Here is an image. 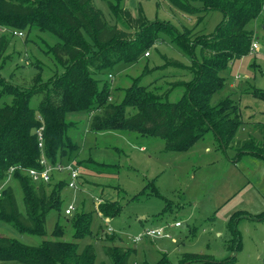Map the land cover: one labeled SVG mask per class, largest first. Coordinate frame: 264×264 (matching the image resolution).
Masks as SVG:
<instances>
[{
  "label": "trees",
  "instance_id": "trees-1",
  "mask_svg": "<svg viewBox=\"0 0 264 264\" xmlns=\"http://www.w3.org/2000/svg\"><path fill=\"white\" fill-rule=\"evenodd\" d=\"M105 1L112 19L124 28L108 23L92 0H0V66L10 47V38L18 39L26 30H36L57 38L54 45L47 44L46 53L62 69L46 82L45 88L17 93L11 103L0 106V185L8 179L11 168H40L41 150L36 130L41 126L43 155L50 164L71 163L74 169L87 171L91 159L73 163L77 145L67 135L71 126L66 123L67 115L73 113H87L91 131H121L157 137L164 140L167 151L188 150L211 132L221 149L230 147L237 155L251 154L264 159L262 146L257 152L248 150L254 145L250 136L237 139V131L243 124L238 104L230 95H223L226 89L224 73L229 72L236 60L249 54L255 34L245 27L259 19L264 11V0H169L183 13L220 12L223 18L211 35L201 32L186 35L185 31L177 34L168 25L165 28V23L148 22L140 11L134 17L111 0ZM263 26L260 24V28ZM159 31L168 32L171 41L182 51L191 53L188 56L192 61L190 79L175 83L183 88L181 96L174 102L163 99L148 91L149 86L141 85L138 78L129 87L117 89L123 90V96L120 102H112L108 84L112 76L110 68L118 63L134 64L145 57V53L148 58L147 50L155 44ZM196 47L200 60L194 57ZM104 76V80H100ZM38 77L39 74L35 75L32 82ZM249 93L264 101V91L253 87ZM213 97H218L214 103L211 102ZM31 98L37 99L35 107L30 106ZM115 168L98 165L97 171L115 176ZM10 178L19 183L25 212H19L11 187L5 186L0 195V222L19 234L44 237L46 217L51 210L60 211L59 194L67 184L63 181L52 185L34 182L19 170ZM96 210L104 219H112L121 213L122 205L104 199ZM240 218L264 220V214L252 217L237 213L233 216L229 223L232 236L229 248L233 254L240 249L236 231ZM90 222V212L82 211L72 218V241L61 240L63 232L58 223L53 231L56 239L43 240L35 246L0 236V264H95L92 245H85L81 250L79 246L80 240L92 235ZM115 239L113 235L105 236V255L111 264H128L135 250L115 244ZM197 263L235 264V255L217 262L210 256L185 254L179 262ZM154 264L170 263L162 257Z\"/></svg>",
  "mask_w": 264,
  "mask_h": 264
},
{
  "label": "rangeland",
  "instance_id": "rangeland-1",
  "mask_svg": "<svg viewBox=\"0 0 264 264\" xmlns=\"http://www.w3.org/2000/svg\"><path fill=\"white\" fill-rule=\"evenodd\" d=\"M111 1L134 17L140 11L148 22L165 23V28L168 25L177 34L185 31L186 35L197 32L211 35L223 18L216 11L206 15L203 12L183 13L169 0ZM92 4L103 13L108 23L124 28L112 19L107 1L92 0ZM260 24L264 25V11L259 19L245 27L254 32L253 42H257L258 49L236 60L229 72L224 73L226 89L223 95H230L238 104L242 121L252 115L247 118L248 123L245 121L237 131V138L250 136L254 139V145L248 148L253 152L261 149V142L264 149V101L249 93L253 87L264 91V26L260 28ZM173 37L177 40L176 34ZM185 37L182 39L186 40ZM10 40L0 66V81H3L0 84V106L11 103L17 93L26 94L35 88H45L46 82L62 72L46 53L48 45L57 42L53 35L26 30L23 37ZM171 40L168 32L159 31L155 44L147 50L150 53L148 58L141 57L131 65L124 62L112 66L111 83H108L112 95L109 99L120 102L123 90L117 89L127 88L139 78L141 85L149 86L148 91L171 102L176 101L183 88L175 83L190 79L192 61L188 57L190 51H182ZM194 50V57L200 60L199 48ZM37 74L39 77L33 83L32 79ZM217 99L213 97L211 102ZM36 104L37 99L31 98L30 106L35 107ZM245 105L250 110H245L248 109ZM87 116V113L68 114L66 123L71 127L67 135L77 145L73 163L76 165L91 159L96 165L89 162L87 171L77 169L79 177L75 189L63 185L59 194L60 211L48 213L45 236L19 234L2 222L0 236L35 246L43 240L56 239L53 231L58 223L63 232L61 240L72 241V218L85 211L91 213L92 235L80 240L79 246L81 250L85 245H92L95 264H111L103 249L104 238L109 235L117 238L115 244L135 248L136 252L128 264H154L162 257L170 264H179L185 254L210 256L217 262L235 255V264H263L264 220H237L240 249L236 254L229 248L232 238L229 223L237 213L252 217L264 214V161L248 158L236 161L237 152L230 147L221 149L211 132L188 150L167 151L164 140L157 137H135L121 131H91ZM97 164L116 166L115 176L99 173ZM59 181L67 184V171L53 173L50 184ZM6 186L11 187L18 210L24 213L18 181L10 178ZM133 196L136 198L131 200ZM104 199L118 201L122 205L117 217L104 219L97 212V205ZM69 205L74 207V211L65 215L64 210ZM144 217L145 220H140ZM175 223H179V227H174ZM161 227L166 229L169 239L143 236L141 241L135 242L138 235Z\"/></svg>",
  "mask_w": 264,
  "mask_h": 264
},
{
  "label": "built area",
  "instance_id": "built-area-1",
  "mask_svg": "<svg viewBox=\"0 0 264 264\" xmlns=\"http://www.w3.org/2000/svg\"><path fill=\"white\" fill-rule=\"evenodd\" d=\"M257 49H258L257 42H252L251 47H250V51L253 52ZM144 56L147 57L148 53H145ZM36 137H37L38 148L41 150V156L39 159L40 168L39 169H34V168L23 169L20 167L11 168L9 170L10 174H9L8 179H10V175L15 170H19V171L25 173L34 182L48 183L51 181V177H52L53 173L67 171L68 177H69V181L67 182V187H69L71 189H75L76 188L75 183H76V180L78 178L77 170L74 169V167L71 163H69V164H61V163L50 164L47 161L46 157L43 155L44 138H43V127L42 126L36 130ZM8 179L0 185V195H1L3 188L6 186ZM73 211H74V207L72 205H69L65 209L64 213H65V215H71V213ZM174 227H179V223H175ZM165 230L166 229H164L163 227L150 229V230H147L144 233H142V235L140 234L137 237H135L134 240H135V242H139V241H141L143 236L150 237V238L169 239L170 235L168 233H165Z\"/></svg>",
  "mask_w": 264,
  "mask_h": 264
},
{
  "label": "crops",
  "instance_id": "crops-1",
  "mask_svg": "<svg viewBox=\"0 0 264 264\" xmlns=\"http://www.w3.org/2000/svg\"><path fill=\"white\" fill-rule=\"evenodd\" d=\"M246 106H247V105H245L244 107H246ZM247 107H248V109H245V110H247V111L250 110V109H249V106H247ZM240 114H241V111H240ZM251 116H252V115L247 116L246 119L243 121V124L245 123V121H246V123H248L247 118H248V117H251ZM250 122H251V121H250ZM133 135H134L135 137L140 136V135H138V134H133ZM260 135H261V133H260ZM140 137H142V136H140ZM237 139H238V138H237ZM243 139H245V138H243ZM238 140H242V139H238ZM261 146H262V150H263L262 152L264 153L263 142H261ZM246 158H248V159H252V160H258V162H259V161H264L263 158H259V157L257 158L256 156L251 155V154H246V155L243 154V155H240V156L237 155V156H236V161L239 160V159H246ZM249 164H250V162H249ZM145 219H146V218L144 217V218H142V219H140V220H145ZM176 228H177V227H176ZM133 249L135 250V248H133ZM135 252H136V250H135ZM135 252H134V253H135Z\"/></svg>",
  "mask_w": 264,
  "mask_h": 264
}]
</instances>
